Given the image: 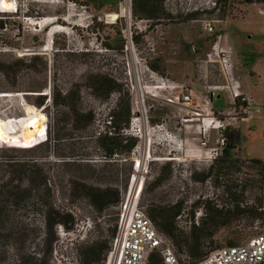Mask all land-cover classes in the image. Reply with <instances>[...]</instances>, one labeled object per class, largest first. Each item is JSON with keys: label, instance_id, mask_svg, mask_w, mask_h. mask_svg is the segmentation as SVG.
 Listing matches in <instances>:
<instances>
[{"label": "rangeland", "instance_id": "rangeland-1", "mask_svg": "<svg viewBox=\"0 0 264 264\" xmlns=\"http://www.w3.org/2000/svg\"><path fill=\"white\" fill-rule=\"evenodd\" d=\"M8 1L13 3L8 10L0 8V18L9 20L0 31V58L36 53L43 58L35 60L15 82L0 74V127L10 128L14 119L28 117L32 108L45 120L46 134L25 141L29 146L0 144V183L7 180L3 162L12 157L59 164L57 176L49 172L48 205L33 213L24 208L14 212L22 221L34 220L39 226L34 237L25 238L23 251H40L38 257L46 264H81V250L92 240H110L120 207L141 186L135 177L143 180L138 202L144 211L151 202L181 203L180 216L175 220L184 233L190 231L195 217L200 223L205 216L202 204L210 202L217 208L231 209L232 196L240 207L257 206L262 213L233 214L225 225L214 226L217 244L225 246L233 240L240 244L264 231V167L250 162L253 157L264 158V14L260 12L264 1L235 0L221 19L219 8L212 9L214 0H165L168 15L158 21L136 19L128 0ZM190 13L197 14L189 18ZM45 19L51 22L40 25ZM50 30L53 34L49 38ZM220 47L226 49L223 55L232 59L240 89L261 103V112L236 128L240 139L229 153L238 162L226 169L216 166L221 176L212 173L199 180L195 177L208 171L213 163L206 159L207 148L202 146L203 118L228 112L229 107L215 99L212 105H205L201 99L204 82L224 83L218 65ZM254 59L259 73L250 69ZM149 63L163 66L165 72L154 71ZM100 73L122 83L120 96L129 99L131 116L124 134L136 137L137 143L128 159L122 154L106 159L95 142L98 133L107 130L110 109L119 98L118 92L107 99L95 95L91 85ZM53 79L63 90L79 91V96L70 99V105L78 111L91 109L94 120L89 127L78 126L64 107L56 113L47 99L46 107L35 105L41 92L31 90L42 87L39 90L48 97ZM247 79L251 80L249 88L243 86ZM186 87L192 89L193 105L168 102ZM57 134L59 139H55ZM217 137L218 131L210 129L207 145L214 146ZM134 159H143L144 169L136 171ZM166 163L171 169L167 178L162 169ZM130 164L133 173L126 182ZM158 175L161 182L155 186L153 181ZM84 184L117 189L119 200L99 211L84 196ZM226 185L230 186L228 190H224ZM51 208L71 215L73 227L65 230L56 224L47 229L44 213ZM20 238L0 236V264H18L14 243L18 245ZM176 253L182 262H188L184 252L176 249Z\"/></svg>", "mask_w": 264, "mask_h": 264}, {"label": "trees", "instance_id": "trees-1", "mask_svg": "<svg viewBox=\"0 0 264 264\" xmlns=\"http://www.w3.org/2000/svg\"><path fill=\"white\" fill-rule=\"evenodd\" d=\"M215 1L216 4L212 9L219 8L221 19L227 14V8L236 2L235 0ZM130 10L136 19L158 21L168 15L164 9V0H130ZM196 14L197 13H190L188 17L195 18L194 16H196ZM8 23V19L0 18V31L6 28ZM39 58L41 59L43 57L37 53L21 56L10 54L5 59L0 58V74L3 78H11L13 82H15L18 77L26 74L32 63ZM43 64L46 65L47 61L44 60ZM149 66L151 69L160 74L165 72L163 66L159 67L151 63H149ZM94 77L96 78V82L91 85V89L94 91L96 96L107 99L113 92L119 93V98L109 112V125L107 126V130L103 134L98 133L96 136L95 142L97 147L102 149L106 159H115L114 156L118 154H122L125 159H128L132 149L137 143V139L134 136L124 134V129L129 126L131 107L129 99H123L120 96V93L124 90L123 84L119 83L115 78L106 73H100ZM13 85L15 86L16 83H13ZM41 88L42 87L39 89ZM39 89H30L31 91L41 92L38 94L35 105H43V107H46L45 104L47 102L45 101L47 99V101H50L48 106H52V108L56 110V113H59L60 107L66 108L71 115L73 114V120L75 119V121L79 124L78 126L82 129H86L93 122L94 115L91 109L88 110L81 108L80 111H78L70 105V99H72L75 94L78 95V90L75 91L73 88L63 90L57 83L56 79H53V83L50 88L51 94L48 97L47 94H44V92ZM19 118L20 117L14 119L12 123ZM53 118L54 117H51V119ZM12 123L9 125L10 128L5 126H3V128L0 127V144H20L29 146L25 142L26 140L19 137L18 134L11 129ZM225 137L227 145L222 155L213 161L208 171L200 173L201 175L199 177H195V179L203 180L212 173L219 176L223 173H221V171H216V166L221 167V169H226L231 167L233 163L235 164L238 162V159L231 157L229 151L240 139V131L238 129L226 130ZM59 138L60 137L57 134L55 139ZM78 159H80V157ZM82 159L88 158L82 157ZM42 160L43 159L38 160L31 157L19 159L12 157L3 162L4 171L7 173V180L0 183V236H22V238L18 239V245L17 241L14 243L17 258L16 261L18 264H46L42 258L38 257L40 251H23L25 247H23V245L26 241L25 238L28 237V235L34 237L35 232L39 231V226L34 220H30V222L24 220L22 221L21 219L15 217L14 214L18 208H24L25 211L30 210L31 213H33L39 211L41 208H45L48 205V199L51 194V187L48 184L49 172L51 171L53 175L57 176V168L59 167V164L58 162ZM250 162L256 166L264 167V158L253 157L250 159ZM85 165L89 168L88 162H86ZM162 169L165 172L163 176L167 178L171 170L170 163L164 164ZM131 173H133V169L130 164L126 175V182H128ZM160 182L161 177L158 175L154 179L153 184L156 186ZM229 188V185L224 186V190H228ZM83 190L84 196L89 200V203L99 211H102L108 206L114 205L119 200L118 190L112 189L111 187L103 188L84 184ZM230 208L231 209L217 208L212 206L210 202H205L203 204L205 216L197 225L193 223L190 226V231L187 233L180 231L176 226L175 219L181 211L180 202L172 204H158L151 202L146 206L145 213L153 222L155 227L159 228V230H157L169 238L179 252H184L186 254L188 262L194 263L204 257L210 250L221 247L217 244L214 237L212 229L214 226L225 225L231 219L233 214L240 215L243 212H250L252 216H258L262 213L258 210L259 207L257 206H251L247 209L240 207L239 201L235 198V196L231 197ZM44 214V225L49 230L53 229L56 224H60L65 230H70L73 227V217L69 214L64 215L63 213H60L58 209L51 208ZM45 233L47 236L48 231L46 230ZM114 233L115 231H112L109 241L102 242L98 239H94L90 244L85 246L81 250V254H83L81 264H102L105 257L103 252L109 249ZM240 237L242 238L243 236L240 235ZM227 245H237L236 240L228 241ZM49 249L50 247L48 250ZM103 255L104 257L102 258ZM180 262L185 264L181 260ZM149 263L159 264L158 256L156 254H152L149 258Z\"/></svg>", "mask_w": 264, "mask_h": 264}, {"label": "built area", "instance_id": "built-area-1", "mask_svg": "<svg viewBox=\"0 0 264 264\" xmlns=\"http://www.w3.org/2000/svg\"><path fill=\"white\" fill-rule=\"evenodd\" d=\"M215 4L214 0L213 7ZM260 12L264 14V10ZM225 51L226 49L220 47L217 53L219 70L224 83L207 85L204 82L202 85L201 99L205 105H212L213 99L220 93L226 95L229 104L228 112L220 111L218 116L212 115L208 120L203 118L202 121V146L207 148L205 154L210 163L221 156L226 148L225 131L238 128L243 122L259 116L261 112V103L251 94L240 89L238 80L234 78L232 59L228 55H223ZM183 91L181 89L180 95L170 97L168 102L184 106L193 105L192 89L186 87ZM210 129L218 131V137L212 147L207 145ZM133 167H138L135 159ZM139 184L141 186H138L134 196L126 198L120 207L116 230L102 264H150L149 258L152 254L158 256L159 264H183L177 257L171 240L157 230L139 205L138 199L143 180H140ZM179 216L177 215L176 218ZM197 218L193 220L196 225ZM190 222L189 220V224ZM186 264H264V231L249 236L240 244L225 245L210 250L197 262H186Z\"/></svg>", "mask_w": 264, "mask_h": 264}, {"label": "bare ground", "instance_id": "bare-ground-1", "mask_svg": "<svg viewBox=\"0 0 264 264\" xmlns=\"http://www.w3.org/2000/svg\"><path fill=\"white\" fill-rule=\"evenodd\" d=\"M0 1H1L0 2V8L4 9V10H8V8H10L13 5V3L8 1V0H0ZM129 1L130 0H128V4H129ZM49 22H51V19H45L40 23V25H45ZM52 34H53V30H50V31H48L47 36L50 38ZM46 49L44 48V50H46ZM157 87H159V86H157ZM33 111H34V113H33ZM44 121L45 120L41 119L40 113L37 110L31 108L29 110V116L28 117H20L19 119H17L15 122H13L11 124V129H13L18 134L19 137L23 138L26 141L31 142L32 138L37 137V135H39V137L45 135L46 123ZM142 154L144 155V152H142ZM137 162H138V167L135 168V170L139 171V170L144 169V166L146 164L145 161L143 159H141V160H137ZM137 175H139V174H137ZM135 178H136L137 184H139V180L137 179V177H135ZM136 190H135V192H136Z\"/></svg>", "mask_w": 264, "mask_h": 264}, {"label": "crops", "instance_id": "crops-1", "mask_svg": "<svg viewBox=\"0 0 264 264\" xmlns=\"http://www.w3.org/2000/svg\"><path fill=\"white\" fill-rule=\"evenodd\" d=\"M257 59V58H256ZM256 59H254V61L253 62H251V65H250V69L253 71V72H257V73H259L256 69H255V64H256ZM260 78V77H259ZM250 79H247V80H245L244 82H243V86L244 87H246V88H249L248 86L250 85L249 83H250ZM245 83H247V86H246V84ZM218 103H223V104H228V99H227V97H226V95L224 94V93H220V95L218 96V97H215L214 98ZM253 119V118H252ZM251 119V120H252Z\"/></svg>", "mask_w": 264, "mask_h": 264}, {"label": "flooded vegetation", "instance_id": "flooded-vegetation-1", "mask_svg": "<svg viewBox=\"0 0 264 264\" xmlns=\"http://www.w3.org/2000/svg\"><path fill=\"white\" fill-rule=\"evenodd\" d=\"M213 184H214V183H213ZM201 208L203 209V204H202Z\"/></svg>", "mask_w": 264, "mask_h": 264}]
</instances>
